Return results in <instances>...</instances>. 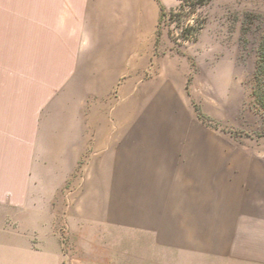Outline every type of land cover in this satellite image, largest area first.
I'll list each match as a JSON object with an SVG mask.
<instances>
[{"label": "rangeland", "instance_id": "rangeland-1", "mask_svg": "<svg viewBox=\"0 0 264 264\" xmlns=\"http://www.w3.org/2000/svg\"><path fill=\"white\" fill-rule=\"evenodd\" d=\"M39 2L0 0L1 89H25L27 107H41L43 122L164 129L181 114L157 95L170 85L203 130L244 151L245 186L256 183L264 200V105L256 99L264 0H42L38 8ZM33 36L45 44H26ZM92 150L56 184L52 247L70 249L76 236L124 239L122 230L84 226L91 220L76 209H126L123 194L99 199ZM4 217V247L30 237L41 251L43 215L6 209Z\"/></svg>", "mask_w": 264, "mask_h": 264}, {"label": "crops", "instance_id": "crops-1", "mask_svg": "<svg viewBox=\"0 0 264 264\" xmlns=\"http://www.w3.org/2000/svg\"><path fill=\"white\" fill-rule=\"evenodd\" d=\"M36 37L25 43L45 44ZM163 89L159 99L181 114L158 129L43 122L41 107H27L25 89L0 88V264L4 257L10 264H264V200L256 183L245 186L244 151L203 130L190 108L181 110L179 94L170 85ZM90 149L99 199L123 194L126 209H76L91 220L84 226L122 230L124 239L76 236L70 249L52 247L56 184ZM6 209L44 216L41 251L30 237L4 247Z\"/></svg>", "mask_w": 264, "mask_h": 264}, {"label": "trees", "instance_id": "trees-1", "mask_svg": "<svg viewBox=\"0 0 264 264\" xmlns=\"http://www.w3.org/2000/svg\"><path fill=\"white\" fill-rule=\"evenodd\" d=\"M260 55L262 56V58H260L259 63H258V70H257L256 78L258 79L259 84L257 88L258 90L256 91V94H257L256 99L259 104L264 105V45L261 48Z\"/></svg>", "mask_w": 264, "mask_h": 264}]
</instances>
